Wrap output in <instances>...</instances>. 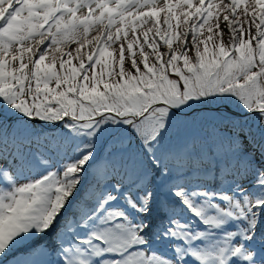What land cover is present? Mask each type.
Segmentation results:
<instances>
[{
    "label": "snow or ice",
    "instance_id": "6c2138e0",
    "mask_svg": "<svg viewBox=\"0 0 264 264\" xmlns=\"http://www.w3.org/2000/svg\"><path fill=\"white\" fill-rule=\"evenodd\" d=\"M0 264H264V0H0Z\"/></svg>",
    "mask_w": 264,
    "mask_h": 264
},
{
    "label": "rangeland",
    "instance_id": "374dc122",
    "mask_svg": "<svg viewBox=\"0 0 264 264\" xmlns=\"http://www.w3.org/2000/svg\"><path fill=\"white\" fill-rule=\"evenodd\" d=\"M189 125L186 128H182L177 136L174 132L175 139H198L203 134V129L200 121L195 117H187ZM207 126H204L206 128Z\"/></svg>",
    "mask_w": 264,
    "mask_h": 264
}]
</instances>
